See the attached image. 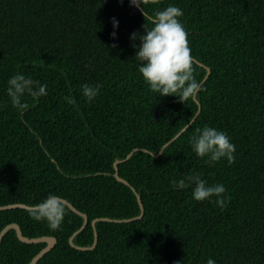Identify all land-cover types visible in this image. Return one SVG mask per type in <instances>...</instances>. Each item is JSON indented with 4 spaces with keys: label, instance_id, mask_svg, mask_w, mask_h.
I'll list each match as a JSON object with an SVG mask.
<instances>
[{
    "label": "trees",
    "instance_id": "16d2710c",
    "mask_svg": "<svg viewBox=\"0 0 264 264\" xmlns=\"http://www.w3.org/2000/svg\"><path fill=\"white\" fill-rule=\"evenodd\" d=\"M169 4L183 9L192 56L203 64L193 59L203 84L196 99L160 96L145 82L133 46L141 42L131 36L147 20L131 0H0V206H34L56 193L89 218L81 229L84 217L66 205L62 228L52 231L33 210H0V232L18 223L27 237L57 238L37 264H207L209 257L264 264V0H148L145 7L154 14ZM17 72L48 85L46 97H27L23 114L6 91ZM86 83L103 86L92 102ZM205 125L230 135L235 163L210 166L196 155L191 138ZM136 148L119 164L127 185L114 163ZM189 172L223 183L228 206L195 200V185L172 187ZM138 195L141 218L100 220L96 247H72L79 229L75 244L94 243L95 218L140 215ZM46 245L10 229L0 264H29Z\"/></svg>",
    "mask_w": 264,
    "mask_h": 264
},
{
    "label": "clouds",
    "instance_id": "9594fccd",
    "mask_svg": "<svg viewBox=\"0 0 264 264\" xmlns=\"http://www.w3.org/2000/svg\"><path fill=\"white\" fill-rule=\"evenodd\" d=\"M148 0H131V4L143 11L147 24L143 33H133L131 39L139 40L134 44L137 49L135 58L138 62L139 72L150 89L160 96L175 95L180 100L196 99L203 90V84L196 78L192 49L189 42V33L181 19L184 11L176 4H169L166 8L158 9L154 14L146 11ZM150 22V23H149ZM114 31L112 36L118 37L119 20L113 17ZM117 47V44H113ZM6 89L12 106L21 114L29 110L31 105L27 97L33 102L48 95L47 83L32 76L17 72L7 81ZM102 85H83V94L89 102L100 95ZM69 104L76 105L75 97L65 96ZM193 151L200 158H207L210 166L226 158L229 163L236 161V145L230 135L211 125L197 128L196 134L191 138ZM167 151V145L160 151ZM173 188L187 189L195 185L192 196L197 201H210L223 210L231 201L227 195V188L223 183L210 184L201 178V174L189 172L180 179L171 181ZM68 208L63 197L56 193H49L44 199L34 205L31 213L35 221L45 222L50 230L58 231L62 228ZM178 264H183L179 261ZM207 264H217L211 257Z\"/></svg>",
    "mask_w": 264,
    "mask_h": 264
},
{
    "label": "water",
    "instance_id": "95a60500",
    "mask_svg": "<svg viewBox=\"0 0 264 264\" xmlns=\"http://www.w3.org/2000/svg\"><path fill=\"white\" fill-rule=\"evenodd\" d=\"M194 60H196L195 58H193ZM197 61V60H196ZM199 64L203 65L202 63H200L199 61H197ZM207 69V74L206 76L204 77L203 79V83L208 79L210 73H211V68L210 67H206ZM201 110V105L199 103V111L198 113L200 112ZM165 146H163L162 148H164ZM138 148H136L135 150H133L130 154H128L126 156V158L124 159H117L114 163V168H115V173H114V176L116 177V179L124 184H127V185H131L130 182L128 180H126L125 178H123L120 173H119V164L122 163V162H125L127 161L131 156L132 154L137 150ZM146 152H149L148 150L146 149H142ZM163 151H159V154H161ZM64 200V203L69 206L74 212H76L77 214L81 215L84 217V224L82 226L81 229H84L88 222H89V218H88V215L84 212H82L81 210H79L78 208H76L70 201H68L67 199L63 198ZM138 200H139V204H140V207H141V213L140 215L136 216V217H133V218H123V219H111V218H107V217H102V218H95L93 219L92 221V225L94 227V230H95V241L94 243L91 245V246H80V245H77L75 244L74 242V239L76 237V235L79 233V230H77L70 238V244L72 245V247L78 249V250H89L93 247H96L97 243H98V235H97V230H96V223L100 220H105V221H113V222H116V223H121V222H128V221H132V220H135V219H139L141 218L143 215H144V206L142 204V201H141V197L140 195H138ZM12 208H24V209H28V210H34V206H31V205H27L25 203H12V204H7V205H1L0 206V210H8V209H12ZM10 229H15L17 231V235L19 237V239L23 242H26V243H47V245L36 255L33 257V259L31 260V262L29 264H37L39 262V260L45 256L56 244H57V238L55 236H41V237H27L23 234V231H22V228L21 226L18 224V223H11V224H8L1 232H0V245H1V242L4 238V236L7 234V232L10 230Z\"/></svg>",
    "mask_w": 264,
    "mask_h": 264
},
{
    "label": "bare ground",
    "instance_id": "6f19581e",
    "mask_svg": "<svg viewBox=\"0 0 264 264\" xmlns=\"http://www.w3.org/2000/svg\"><path fill=\"white\" fill-rule=\"evenodd\" d=\"M258 168V167H257Z\"/></svg>",
    "mask_w": 264,
    "mask_h": 264
}]
</instances>
